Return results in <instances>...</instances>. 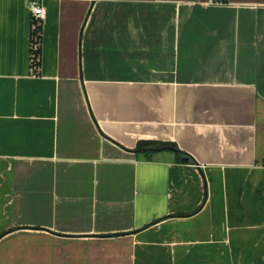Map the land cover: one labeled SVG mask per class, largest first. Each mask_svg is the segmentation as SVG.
<instances>
[{"label":"crops","instance_id":"crops-1","mask_svg":"<svg viewBox=\"0 0 264 264\" xmlns=\"http://www.w3.org/2000/svg\"><path fill=\"white\" fill-rule=\"evenodd\" d=\"M39 1L36 66L0 0V264H264V0Z\"/></svg>","mask_w":264,"mask_h":264},{"label":"trees","instance_id":"trees-1","mask_svg":"<svg viewBox=\"0 0 264 264\" xmlns=\"http://www.w3.org/2000/svg\"><path fill=\"white\" fill-rule=\"evenodd\" d=\"M40 26V25H39ZM39 26L34 29L33 45H32V63L38 66L40 61V45H41V32ZM172 145L171 142L157 141V140H140L137 144V150L144 153L146 157H150L156 148L167 147Z\"/></svg>","mask_w":264,"mask_h":264},{"label":"built area","instance_id":"built-area-1","mask_svg":"<svg viewBox=\"0 0 264 264\" xmlns=\"http://www.w3.org/2000/svg\"><path fill=\"white\" fill-rule=\"evenodd\" d=\"M29 8L33 15L34 29L39 26L41 18L45 15V8L39 0H29Z\"/></svg>","mask_w":264,"mask_h":264},{"label":"water","instance_id":"water-1","mask_svg":"<svg viewBox=\"0 0 264 264\" xmlns=\"http://www.w3.org/2000/svg\"><path fill=\"white\" fill-rule=\"evenodd\" d=\"M167 147H170V146H167Z\"/></svg>","mask_w":264,"mask_h":264}]
</instances>
